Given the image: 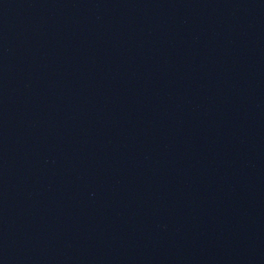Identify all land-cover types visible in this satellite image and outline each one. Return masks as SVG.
<instances>
[{
    "label": "water",
    "instance_id": "1",
    "mask_svg": "<svg viewBox=\"0 0 264 264\" xmlns=\"http://www.w3.org/2000/svg\"><path fill=\"white\" fill-rule=\"evenodd\" d=\"M0 264H264V0H0Z\"/></svg>",
    "mask_w": 264,
    "mask_h": 264
}]
</instances>
